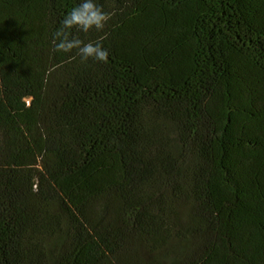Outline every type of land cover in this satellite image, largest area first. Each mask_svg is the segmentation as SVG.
I'll list each match as a JSON object with an SVG mask.
<instances>
[{
  "label": "trees",
  "instance_id": "1",
  "mask_svg": "<svg viewBox=\"0 0 264 264\" xmlns=\"http://www.w3.org/2000/svg\"><path fill=\"white\" fill-rule=\"evenodd\" d=\"M0 0V264H264V0Z\"/></svg>",
  "mask_w": 264,
  "mask_h": 264
},
{
  "label": "clouds",
  "instance_id": "2",
  "mask_svg": "<svg viewBox=\"0 0 264 264\" xmlns=\"http://www.w3.org/2000/svg\"><path fill=\"white\" fill-rule=\"evenodd\" d=\"M107 20L96 0H78L65 13L59 27L52 33L51 43L57 52L67 53L76 50L82 61L92 58L95 61H105L107 51L99 42H83L74 35L73 31L88 33L90 30H101Z\"/></svg>",
  "mask_w": 264,
  "mask_h": 264
}]
</instances>
